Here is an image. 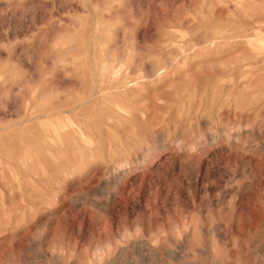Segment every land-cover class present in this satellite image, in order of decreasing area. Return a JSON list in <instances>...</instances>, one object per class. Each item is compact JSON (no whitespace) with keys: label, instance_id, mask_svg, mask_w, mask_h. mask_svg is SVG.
<instances>
[{"label":"rangeland","instance_id":"1","mask_svg":"<svg viewBox=\"0 0 264 264\" xmlns=\"http://www.w3.org/2000/svg\"><path fill=\"white\" fill-rule=\"evenodd\" d=\"M0 264H264V0H0Z\"/></svg>","mask_w":264,"mask_h":264}]
</instances>
